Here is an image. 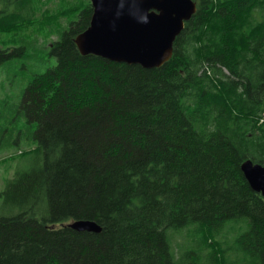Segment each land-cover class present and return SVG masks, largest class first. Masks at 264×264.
Masks as SVG:
<instances>
[{
  "label": "trees",
  "instance_id": "16d2710c",
  "mask_svg": "<svg viewBox=\"0 0 264 264\" xmlns=\"http://www.w3.org/2000/svg\"><path fill=\"white\" fill-rule=\"evenodd\" d=\"M79 1L21 104L37 159L0 192V264H264V196L241 167L264 164V0H194L158 68L81 54ZM35 18V0H0V33Z\"/></svg>",
  "mask_w": 264,
  "mask_h": 264
},
{
  "label": "water",
  "instance_id": "95a60500",
  "mask_svg": "<svg viewBox=\"0 0 264 264\" xmlns=\"http://www.w3.org/2000/svg\"><path fill=\"white\" fill-rule=\"evenodd\" d=\"M90 1V25L75 38L81 54L145 68H158L170 60L175 40L198 8L194 0ZM241 167L251 187L264 196V164L247 159ZM69 226L101 231L91 220H75Z\"/></svg>",
  "mask_w": 264,
  "mask_h": 264
},
{
  "label": "rangeland",
  "instance_id": "374dc122",
  "mask_svg": "<svg viewBox=\"0 0 264 264\" xmlns=\"http://www.w3.org/2000/svg\"><path fill=\"white\" fill-rule=\"evenodd\" d=\"M78 3L79 0H35L36 18L29 26L0 33V48L17 49L16 55L0 65V192L9 179L30 168L37 159L27 154L37 146V123L28 119L21 104L34 77L56 65L53 43L68 27L69 20L75 18L70 8ZM1 213H14L4 208L3 199Z\"/></svg>",
  "mask_w": 264,
  "mask_h": 264
},
{
  "label": "bare ground",
  "instance_id": "6f19581e",
  "mask_svg": "<svg viewBox=\"0 0 264 264\" xmlns=\"http://www.w3.org/2000/svg\"><path fill=\"white\" fill-rule=\"evenodd\" d=\"M184 185V184H183ZM208 231H210V230H208ZM212 232H214V231H212ZM209 233V232H208ZM223 264V263H222Z\"/></svg>",
  "mask_w": 264,
  "mask_h": 264
}]
</instances>
